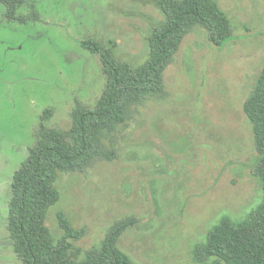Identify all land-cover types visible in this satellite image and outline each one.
Masks as SVG:
<instances>
[{
  "label": "rangeland",
  "instance_id": "rangeland-1",
  "mask_svg": "<svg viewBox=\"0 0 264 264\" xmlns=\"http://www.w3.org/2000/svg\"><path fill=\"white\" fill-rule=\"evenodd\" d=\"M157 1L32 0L38 20L25 24L9 20L0 2V264H22L8 204L43 113L53 109L48 125L66 128L76 100L94 107L105 88L99 57L81 42L113 41L119 59L143 64L163 18ZM217 1L234 39L216 48L197 28L166 70L163 96L135 108L119 130L118 158L60 175L61 200L46 222L55 239L63 234L59 213L85 230L75 243L83 251L99 246L115 222L135 218L119 243L135 264H194L193 248L222 217L242 220L261 204L243 105L264 67V0ZM31 3L14 16L30 15Z\"/></svg>",
  "mask_w": 264,
  "mask_h": 264
},
{
  "label": "trees",
  "instance_id": "trees-1",
  "mask_svg": "<svg viewBox=\"0 0 264 264\" xmlns=\"http://www.w3.org/2000/svg\"><path fill=\"white\" fill-rule=\"evenodd\" d=\"M9 20L37 21L32 0H0ZM32 2V3H31ZM31 3L30 15L15 17ZM162 20L150 32L146 61L135 65L118 58L113 41L89 37L83 49L99 57L106 85L94 107L76 100L66 128L50 127L54 110H45L37 144L15 172L7 230L22 264H135L119 243L138 220L115 222L97 247L83 251L75 243L86 234L75 229L64 213L58 214L62 236L55 239L47 226L49 210L61 200V174L84 173L98 162L118 158L117 135L130 121L134 109L163 96L165 72L174 63L183 41L197 28L205 30L216 48L234 39L232 22L217 0H158ZM243 111L253 131L257 159L254 176L263 200L245 219L224 216L209 231L205 243L192 250L194 264H264V67L248 95Z\"/></svg>",
  "mask_w": 264,
  "mask_h": 264
}]
</instances>
